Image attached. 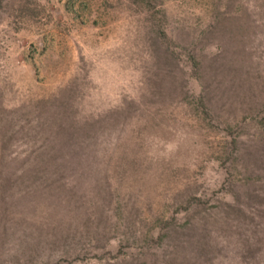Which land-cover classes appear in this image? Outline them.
Listing matches in <instances>:
<instances>
[{"label": "rangeland", "instance_id": "374dc122", "mask_svg": "<svg viewBox=\"0 0 264 264\" xmlns=\"http://www.w3.org/2000/svg\"><path fill=\"white\" fill-rule=\"evenodd\" d=\"M0 264H264V0H0Z\"/></svg>", "mask_w": 264, "mask_h": 264}]
</instances>
